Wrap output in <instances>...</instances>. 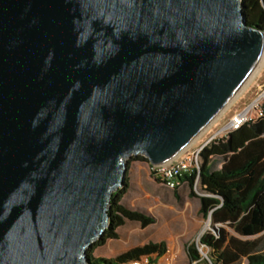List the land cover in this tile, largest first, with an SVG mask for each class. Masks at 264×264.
Instances as JSON below:
<instances>
[{
  "label": "water",
  "instance_id": "water-1",
  "mask_svg": "<svg viewBox=\"0 0 264 264\" xmlns=\"http://www.w3.org/2000/svg\"><path fill=\"white\" fill-rule=\"evenodd\" d=\"M263 55L241 0H0V264H89L125 160L180 153Z\"/></svg>",
  "mask_w": 264,
  "mask_h": 264
},
{
  "label": "trees",
  "instance_id": "trees-1",
  "mask_svg": "<svg viewBox=\"0 0 264 264\" xmlns=\"http://www.w3.org/2000/svg\"><path fill=\"white\" fill-rule=\"evenodd\" d=\"M241 6L246 22L264 30V0H241ZM132 161L149 164L141 154L125 160L124 182L109 199L108 225L86 249L89 264H123L145 255L159 256L166 250L163 242H148L110 259L93 255L108 239H118V228L127 221L142 227L155 222L154 216L123 203L131 187ZM197 182L200 194L195 191ZM181 183L187 186L189 198L199 200V215L207 219L210 214V229L199 239V245L207 249L210 264H264V115L208 142L199 153L198 168L183 174ZM186 253L190 263L201 259L194 242L186 245Z\"/></svg>",
  "mask_w": 264,
  "mask_h": 264
},
{
  "label": "rangeland",
  "instance_id": "rangeland-1",
  "mask_svg": "<svg viewBox=\"0 0 264 264\" xmlns=\"http://www.w3.org/2000/svg\"><path fill=\"white\" fill-rule=\"evenodd\" d=\"M264 83V55L249 79L230 103L216 118L187 146L198 149L211 140L222 135L221 128L235 110L248 105L257 95L259 86ZM186 147V148H187ZM130 158V157H128ZM130 189L123 198V203L132 209L148 213L155 217V222L142 227L137 222L127 221L118 228V239H108L104 245L93 252L95 257L110 259L131 247L141 246L148 242H163L166 249L174 250L175 264H191L186 245L194 242L200 247L201 259L196 264H210L207 249L199 245L200 236L208 229L207 219L198 213V199L188 197L186 185H180L175 191L168 189L162 182L155 180L149 171V164L132 161L129 169ZM199 182L195 191L200 194ZM200 221V222H199ZM152 259L156 254L150 255Z\"/></svg>",
  "mask_w": 264,
  "mask_h": 264
},
{
  "label": "built area",
  "instance_id": "built-area-1",
  "mask_svg": "<svg viewBox=\"0 0 264 264\" xmlns=\"http://www.w3.org/2000/svg\"><path fill=\"white\" fill-rule=\"evenodd\" d=\"M264 115V83L259 86L256 97L245 107L235 110L229 117L228 121L221 128L222 135L239 128L247 122ZM198 149L191 147L184 148L180 153L172 157L166 162L160 164H150L149 171L152 177L162 180V183L171 190L178 188L181 183L183 174L190 171L191 168H198L199 153L205 146ZM176 253L174 250L166 249L161 255L152 259L151 256L145 255L139 259L130 260L123 264H175Z\"/></svg>",
  "mask_w": 264,
  "mask_h": 264
},
{
  "label": "crops",
  "instance_id": "crops-1",
  "mask_svg": "<svg viewBox=\"0 0 264 264\" xmlns=\"http://www.w3.org/2000/svg\"><path fill=\"white\" fill-rule=\"evenodd\" d=\"M199 202V200H198ZM198 210H199V205H198ZM201 217V216H200ZM202 218V217H201ZM200 222V221H199ZM200 260H197V261H194V262H191V264H196L197 262H199Z\"/></svg>",
  "mask_w": 264,
  "mask_h": 264
},
{
  "label": "bare ground",
  "instance_id": "bare-ground-1",
  "mask_svg": "<svg viewBox=\"0 0 264 264\" xmlns=\"http://www.w3.org/2000/svg\"><path fill=\"white\" fill-rule=\"evenodd\" d=\"M253 73H254V72H253ZM253 73H252V74H253Z\"/></svg>",
  "mask_w": 264,
  "mask_h": 264
}]
</instances>
